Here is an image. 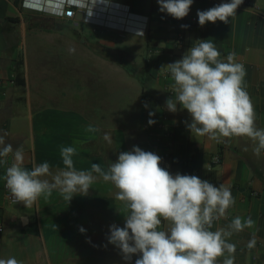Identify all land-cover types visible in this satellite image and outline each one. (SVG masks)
Listing matches in <instances>:
<instances>
[{"label": "crops", "instance_id": "1", "mask_svg": "<svg viewBox=\"0 0 264 264\" xmlns=\"http://www.w3.org/2000/svg\"><path fill=\"white\" fill-rule=\"evenodd\" d=\"M110 1L115 4L112 10L128 16L126 31L145 40V88L150 91L140 90L136 118L119 115L117 98H112L110 90L102 92L89 84L100 82L101 74L95 71L100 65H90L91 73L89 69L77 75L83 86L73 90L68 82L69 65L56 68L47 63L48 54L39 52L38 46V60L43 61L30 63L21 46L28 41L37 44L36 32H52L30 28L31 11L22 7L21 0H0V134L7 133L6 143L14 150L23 149L24 167L29 170L45 161L53 173L62 168L61 146L77 148L73 157L77 170H90L93 163L107 170L121 152L138 146L159 155L161 166L173 175H196L214 186L223 184L231 189L235 205L213 230L236 216L251 217L254 227L231 238L236 244L235 264H264V151L255 155V144L247 137L217 142L193 136L187 127L191 122L187 110L177 105L178 111L172 113L166 108V100L175 96L166 65L181 59L195 41L211 40L222 59L235 52L236 61L246 69L245 84L256 126L264 129V0H251L253 5L248 8L239 6L227 24L217 21L204 26L198 23L197 11L229 0H194L186 17H197L191 30L181 27V19L160 12L157 0L97 3L103 7ZM16 17L18 20L13 19ZM112 22L109 29H124L119 21ZM180 33L182 42H178ZM66 83L72 88L66 89ZM149 112L155 115L150 117ZM149 119L155 123L149 125ZM89 126L96 130L88 131ZM216 155L219 162L214 164ZM7 161L11 165V155ZM5 166L0 163V259L15 257L23 264H135L137 255L127 262L108 242L110 226L123 227L125 223V209L115 199L114 186L98 179L87 195H74L70 202L53 191L47 199L41 197L32 208H26L5 196ZM253 237L255 245L249 248Z\"/></svg>", "mask_w": 264, "mask_h": 264}, {"label": "clouds", "instance_id": "2", "mask_svg": "<svg viewBox=\"0 0 264 264\" xmlns=\"http://www.w3.org/2000/svg\"><path fill=\"white\" fill-rule=\"evenodd\" d=\"M72 2L85 9L83 20H88L97 0ZM193 2L157 0L160 12L178 20L188 16ZM243 2L230 0L198 10V23L200 26L217 21L227 24ZM56 4V0H43L49 9L56 8ZM114 5L112 1L103 5L104 21L118 17L112 10ZM146 28L142 35L146 34ZM126 29L124 26L123 30ZM166 69L175 94L166 100V108L172 113L178 111L177 105L187 110L191 117L187 127L193 136H207L217 142L223 138L247 137L255 144V155L264 151V129L256 126L254 106L245 84L246 69L236 61L235 52L222 59L215 43L197 40L181 59L167 64ZM154 115L149 112L150 117ZM148 123L152 125L155 120L149 119ZM6 136L7 133L0 134V163L7 164L10 155L13 158L4 179L14 204L32 208L53 191H59L70 202L74 195H87L98 179L114 186L115 199L125 209V223L123 227L110 226L108 242L120 250L127 262L137 255L135 264H221L220 258L222 264H235L236 244L231 242L232 236L255 225L251 217L236 216L226 226L213 230L214 224L226 218L228 210L235 205L231 189L223 184L214 186L196 175H173L161 166L159 155L138 146L121 152L107 170L96 163L90 170H77L73 159L77 148L61 146L63 167L53 173L46 161L33 164L30 170L25 168L23 149L14 150L12 144L6 143ZM80 231L83 233L85 229ZM254 245L253 237L248 247ZM0 264H23V261L9 257L0 259Z\"/></svg>", "mask_w": 264, "mask_h": 264}, {"label": "rangeland", "instance_id": "3", "mask_svg": "<svg viewBox=\"0 0 264 264\" xmlns=\"http://www.w3.org/2000/svg\"><path fill=\"white\" fill-rule=\"evenodd\" d=\"M92 10H94L92 17L87 22L50 18L29 10L31 11L30 28L52 33L36 32L37 44L32 45L28 41L21 46L20 50L25 53L30 63L43 61V59L38 60L37 54L41 52L48 54L46 62L56 68L69 65L68 72L71 79L68 82L74 87L72 88L70 83L63 84L67 86L66 89H80L83 85L77 75L89 69L91 73L90 65H100L101 69L95 70L101 74L100 82L91 81L89 84L102 92L110 90L112 98H117L116 112L118 110L119 115L133 120L136 118L135 101L137 97H140V90L143 87L141 84L143 73L138 70V78L131 74L144 66L142 64L147 60L144 37L134 36L123 29H109L102 26L107 23L111 25L109 21H119L122 27L127 26L130 23L128 16L117 13L118 17L104 21L102 12L105 7L96 3ZM59 33L67 39L61 37ZM36 46L41 48L40 51L36 49ZM72 67L76 70L73 71ZM143 85L146 91H150L149 88H145V83Z\"/></svg>", "mask_w": 264, "mask_h": 264}, {"label": "built area", "instance_id": "4", "mask_svg": "<svg viewBox=\"0 0 264 264\" xmlns=\"http://www.w3.org/2000/svg\"><path fill=\"white\" fill-rule=\"evenodd\" d=\"M56 8L49 9L45 5H43L42 0H21V5L23 8L30 9L32 11H35L37 13H41L44 15H50L55 18L60 19H67V20H74L75 16L78 12H82L85 16V9L75 6L74 2L72 0H56ZM230 2V0L228 1ZM253 5L251 0H244L243 4L240 6L243 8H248ZM182 25H188L187 28H183L184 30H191L194 28V26L197 23V17L195 15H190L188 18L181 19ZM183 40V34L180 33L178 35V42H182ZM212 162L214 164L219 162V157L216 155L213 157ZM10 166V164H6L5 166V174H6V168ZM6 182L4 180L3 182V189L5 192V196L13 202V198L8 191V189L5 186ZM2 228H0V231Z\"/></svg>", "mask_w": 264, "mask_h": 264}, {"label": "trees", "instance_id": "5", "mask_svg": "<svg viewBox=\"0 0 264 264\" xmlns=\"http://www.w3.org/2000/svg\"><path fill=\"white\" fill-rule=\"evenodd\" d=\"M15 3H17V0H15ZM14 20H18V18L16 17V18H13ZM22 64V60H19L18 61V65H21ZM142 65H144V66H141L139 69H136L134 72H132V76H134V77H137L138 78V72L139 71H142V78H141V80H142V88H144V83L146 82V80H147V77H148V73H147V64H146V61L142 64ZM139 70V71H138ZM18 73H19V69H18ZM139 80V79H138Z\"/></svg>", "mask_w": 264, "mask_h": 264}, {"label": "water", "instance_id": "6", "mask_svg": "<svg viewBox=\"0 0 264 264\" xmlns=\"http://www.w3.org/2000/svg\"><path fill=\"white\" fill-rule=\"evenodd\" d=\"M75 19L78 21H82L84 19V16L81 12H78L75 16Z\"/></svg>", "mask_w": 264, "mask_h": 264}]
</instances>
